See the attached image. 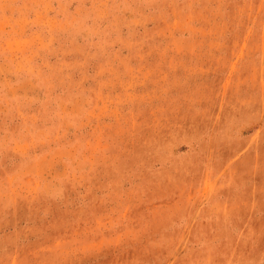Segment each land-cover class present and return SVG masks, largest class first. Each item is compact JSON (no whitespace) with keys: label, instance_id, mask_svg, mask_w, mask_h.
Here are the masks:
<instances>
[{"label":"rangeland","instance_id":"obj_1","mask_svg":"<svg viewBox=\"0 0 264 264\" xmlns=\"http://www.w3.org/2000/svg\"><path fill=\"white\" fill-rule=\"evenodd\" d=\"M0 264H264V0H0Z\"/></svg>","mask_w":264,"mask_h":264}]
</instances>
